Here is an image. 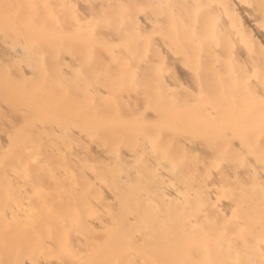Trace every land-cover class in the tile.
<instances>
[{"label":"bare ground","instance_id":"obj_1","mask_svg":"<svg viewBox=\"0 0 264 264\" xmlns=\"http://www.w3.org/2000/svg\"><path fill=\"white\" fill-rule=\"evenodd\" d=\"M0 264H264V0H0Z\"/></svg>","mask_w":264,"mask_h":264}]
</instances>
